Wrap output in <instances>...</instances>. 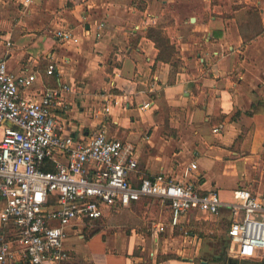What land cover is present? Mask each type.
Wrapping results in <instances>:
<instances>
[{
	"label": "crops",
	"instance_id": "0c3cea01",
	"mask_svg": "<svg viewBox=\"0 0 264 264\" xmlns=\"http://www.w3.org/2000/svg\"><path fill=\"white\" fill-rule=\"evenodd\" d=\"M152 27L176 49L177 66L159 60ZM60 30L78 42L62 41ZM0 61L13 74L38 73L48 88L70 87L63 135L135 136L136 185L164 174L225 202L248 189L264 205V0H0ZM103 220L70 231L63 264H198L203 247L229 248L227 208L184 217L189 237L167 229L156 240L153 227L146 234L113 221L95 230ZM228 264H264V253Z\"/></svg>",
	"mask_w": 264,
	"mask_h": 264
},
{
	"label": "built area",
	"instance_id": "2783aa9c",
	"mask_svg": "<svg viewBox=\"0 0 264 264\" xmlns=\"http://www.w3.org/2000/svg\"><path fill=\"white\" fill-rule=\"evenodd\" d=\"M104 26L101 22L97 38ZM57 36L78 42L71 31ZM55 72L50 64L47 74ZM69 90L68 85L44 86L35 72L13 74L0 61V264H63L70 259L65 247L70 231L144 199L169 209L167 221L153 226L156 240L167 229L190 236L183 218L192 212L217 217L227 208L230 259L264 253V205L250 190L238 189L233 201L225 202L216 190L201 193L193 183H175L164 174L136 185L138 164L129 143L110 139L105 130L85 141L62 134L59 114L67 110ZM105 110L109 113L110 106Z\"/></svg>",
	"mask_w": 264,
	"mask_h": 264
},
{
	"label": "rangeland",
	"instance_id": "374dc122",
	"mask_svg": "<svg viewBox=\"0 0 264 264\" xmlns=\"http://www.w3.org/2000/svg\"><path fill=\"white\" fill-rule=\"evenodd\" d=\"M127 210H131L128 213H124L123 210H115L113 211L107 218H105L100 224L95 226V230H98L99 227L103 224H107L111 221L114 222L115 226H121L126 228L130 231L133 227L137 229V231H143L146 234H149L152 227L163 221L164 223L167 221L168 218V209L165 205H163L159 200L156 199H144L138 204L133 205ZM123 211V212H122ZM141 227V228H140ZM227 229V228H225ZM124 230V229H123ZM13 233L12 230H10ZM191 230H188L189 235L191 234ZM186 237H189L185 235ZM206 250L204 247L200 252L199 258H197L198 264H223L224 261H221L218 256L222 254V251H209ZM228 258H231L228 255ZM201 256H206L208 259H201ZM222 256V255H221ZM220 259V260H219ZM205 262V263H204Z\"/></svg>",
	"mask_w": 264,
	"mask_h": 264
},
{
	"label": "trees",
	"instance_id": "16d2710c",
	"mask_svg": "<svg viewBox=\"0 0 264 264\" xmlns=\"http://www.w3.org/2000/svg\"><path fill=\"white\" fill-rule=\"evenodd\" d=\"M148 38L152 40L157 48L159 49V60L166 61L172 63L173 66H177V56L178 53L176 52V49L174 46L170 44V40L168 37L163 33V30L160 28H149L148 30ZM169 83H173V80H170ZM48 169H51L48 167ZM228 246V244H227ZM226 246V247H227ZM221 261H224L223 264L233 263L234 260L228 259V256L226 252L223 253L222 257L220 258Z\"/></svg>",
	"mask_w": 264,
	"mask_h": 264
},
{
	"label": "water",
	"instance_id": "95a60500",
	"mask_svg": "<svg viewBox=\"0 0 264 264\" xmlns=\"http://www.w3.org/2000/svg\"><path fill=\"white\" fill-rule=\"evenodd\" d=\"M192 22H194V19H192ZM8 125H10V124H8ZM135 141H136L135 136L131 135V138H130V140L128 142L131 143V144H134ZM230 261H231V259H230Z\"/></svg>",
	"mask_w": 264,
	"mask_h": 264
}]
</instances>
